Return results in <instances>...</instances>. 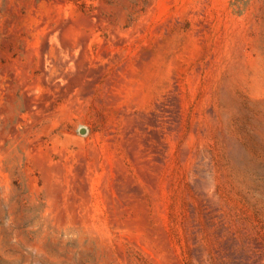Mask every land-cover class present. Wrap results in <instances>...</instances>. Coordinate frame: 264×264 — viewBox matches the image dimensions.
Masks as SVG:
<instances>
[{
  "label": "rangeland",
  "instance_id": "374dc122",
  "mask_svg": "<svg viewBox=\"0 0 264 264\" xmlns=\"http://www.w3.org/2000/svg\"><path fill=\"white\" fill-rule=\"evenodd\" d=\"M0 264H264V0H0Z\"/></svg>",
  "mask_w": 264,
  "mask_h": 264
}]
</instances>
